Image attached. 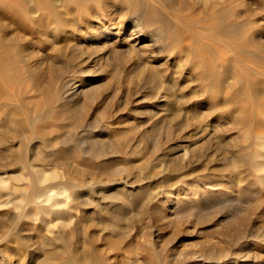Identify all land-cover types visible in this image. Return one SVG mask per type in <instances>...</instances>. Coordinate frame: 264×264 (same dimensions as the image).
<instances>
[{
  "label": "rangeland",
  "instance_id": "374dc122",
  "mask_svg": "<svg viewBox=\"0 0 264 264\" xmlns=\"http://www.w3.org/2000/svg\"><path fill=\"white\" fill-rule=\"evenodd\" d=\"M208 1L204 6L200 0H99L81 14L70 10L56 32L36 35L46 45L40 52L59 57L66 71L62 81L75 89L71 101L64 97L53 105L58 128L70 134L57 139L64 142L54 149L60 164L0 165L8 192H0V249L9 245L16 259L27 247L26 235L33 233L41 246L38 256L49 252L59 264L76 251L87 264L91 251L111 259L118 251L109 264H190L184 263L185 254L207 248L236 264H264V141L259 139L264 107L258 92L264 83L253 71L264 56V0ZM17 3L0 0V19L14 30H4L5 40L16 31V14L5 6ZM174 12L183 17L176 20ZM131 14L145 33L134 41L136 53L124 44L115 46L111 38L81 41L94 23H114L116 31ZM129 36L133 33L125 27L120 39ZM152 37H158L157 46H149ZM42 68L39 81L53 97L60 83L50 86ZM149 72L158 74L159 87L151 85ZM74 116L79 126L70 125ZM238 153L236 178L224 166ZM42 176L47 179L39 183ZM59 182L90 186L89 202H77L73 195L87 189L65 185L52 188L62 202L57 208L45 202L26 205L22 198ZM223 192L232 202L225 211L216 206L199 212L201 203ZM240 200H246L244 209L236 212ZM26 211L31 218L24 217ZM13 226L22 231L4 237ZM154 234L155 240L149 238ZM235 234L242 237L239 244ZM197 260L193 264L213 261Z\"/></svg>",
  "mask_w": 264,
  "mask_h": 264
},
{
  "label": "bare ground",
  "instance_id": "6f19581e",
  "mask_svg": "<svg viewBox=\"0 0 264 264\" xmlns=\"http://www.w3.org/2000/svg\"><path fill=\"white\" fill-rule=\"evenodd\" d=\"M15 1L18 2L15 7L13 5L5 6L6 11H9L10 13L13 12L16 14V18L13 21V23L16 24V31L12 32L13 38H8L7 40H5V37L8 34H5V33L3 34L4 30H6V31H7V29L11 30V28L7 27V25L5 23H3V20L0 19V33H1L0 34V165L6 166L7 164H10V163L32 165L33 162L41 163V164H47V165H50V164H54V165L56 164L57 165V164L61 163V160H60L61 157H59L58 155H56L54 153L55 152L54 149L58 144H61V145L64 144V142H58L57 139L61 135H64V137H65L64 139H66V137H68V135L70 133L69 132H66V133L63 132L62 133L61 130L58 128L61 125V123L59 122V119L55 118V111H54L53 105L60 98H64V97L69 98L71 101V99L73 98V94L75 92V89H74V92H72V87L66 88L65 82L62 81V79L64 78V76L66 74V71H65L64 65H63L64 63L59 59L58 56H56V55L50 56L49 55L50 52H49V54H47L48 51L45 54L44 53L42 54L40 52V50L41 51L45 50L46 45L43 43V40L40 39V37H37L36 35L38 34L40 36H42V35L47 36L49 33L56 32V29L59 26L64 24V19L67 17L70 10L73 9L76 13L81 14L82 12H85L87 10L88 5L98 4L99 0H5V2H9V3L15 2ZM162 1L165 2V0H162ZM218 1H221V0H218ZM200 2L204 6H206L209 1L208 0H200ZM211 4H212V2H211ZM168 5H169V3H168ZM123 7H126V6L124 5ZM106 9L107 8H105V10ZM102 11H104V10H102ZM90 12H92V10L89 11V13ZM108 12H110V11H108ZM4 13L5 12H3V15H4ZM70 14H72V12ZM173 14L176 17V20H179L183 17V15L181 16V13L174 12ZM10 15H8V16H10ZM91 15H92V13H91ZM92 16H95V15H92ZM12 17H14V15H12ZM135 17H134V14H131V15L127 16L126 18L122 19L121 27H119L116 31H112V28L114 27V25H113L114 23L111 24L109 22L108 25H102L101 21L96 22V23H94L95 25H93V27L90 26L92 31H90L87 35H84L85 33L83 34L84 37L81 41H86L91 37H94L97 39L111 38V39L115 40V41H113V43H115L114 44L115 46H117V45L119 46L120 44H122V45L124 44V46H127L128 49L130 50L129 52L132 53L136 50L134 48L136 42H134V41L142 38L145 34L140 27V23L138 22V20ZM70 20H71V18H70ZM184 20L186 21L188 19H184ZM188 21L191 23V22H196L197 20L196 19H189ZM75 22H76V20H75ZM9 24H11V23H9ZM74 24L75 23H73V25ZM77 24H79V23H77ZM52 25H53V27L50 28V26H52ZM12 26H14V25L12 24ZM125 27L130 29V31L133 33L132 37L129 36V37H131V39H129V38L124 39L125 37L123 39H120V36H121V34H123V30ZM12 30H13V28H12ZM150 31H151V29H150ZM150 31H148V32H150ZM53 34H55V36H57L56 33H53ZM74 37H75V34H74ZM218 37H220V36H218ZM157 38L158 37H152V39H150L149 46L154 47L156 45ZM130 40L133 41L132 44L129 43ZM169 40H170V38H169ZM128 49H126V50H128ZM161 50H163V49H161ZM124 51H122V53H121V51L118 53L125 55L123 53ZM125 52L127 53V51H125ZM136 52L137 51H135V53ZM157 53H158V51H157ZM156 54H153V55H156ZM127 55H128V53H127ZM257 62H258L257 65L259 66V68L256 70H253L254 69L253 68L252 70L254 71V73H256V75L260 76V78H261L260 83L261 82L264 83V80H262V79H264V56H260L258 58ZM42 67H44V69L46 68L45 71L48 72V79L46 82L50 86L54 85L57 81H59V83H60L57 86L56 93L53 97L50 96L48 91L45 90V86H43L39 81V74H41L39 71ZM146 70H148V69H146ZM140 73H143V71H140L137 74H140ZM204 75H205V72H204ZM147 76L149 77V81L153 87H159L160 86V80H159L157 73L149 72V75H147ZM40 78H41V76H40ZM42 83H43V81H42ZM258 92L260 93V95L258 93L259 104H260V106L264 107V91H258ZM44 97H45V99H48V100L46 101L44 99ZM78 118L76 116L73 117L72 122L70 124L72 127H76V126L80 125ZM259 139L261 140L260 142H263L264 141V135H261ZM91 140H92L91 143L94 144L95 139H91ZM11 147H14V150H12ZM43 148L48 150V152H46V153L39 152V150H42ZM233 154H232V157L229 158L225 162L224 167L229 168L228 171L231 173L230 174L231 177L234 176L237 178L238 174H234V173L232 174V172L237 169L236 167H237V164H239L241 161V156L239 155V153L235 154V155H233ZM243 161H244V159H243ZM90 177H92V176H90ZM228 178H229V176H228ZM46 179H47V177H45V176L40 177L39 183L45 181ZM91 181H92V179H91ZM227 182H229V181H227ZM232 182L235 183L234 180H232ZM64 185L66 187H70V188H74V189H82V188L87 189V190H85V193H83V192L79 193L80 191L76 190L73 195H74V198L77 202H82L83 204H85V202L86 203L89 202V200L91 198L90 193H92V192H90V188H91L90 186H78L75 184L72 185L68 182H59L56 185H50L48 187H45V188H43V190H38V187H36L35 189H33V191L31 193L23 194L22 198L27 200L26 205L27 204L30 205V204H34V203H38V202H45L48 204L49 209L57 208L62 204V202L59 200H56L55 196L59 193L56 190L53 191L52 188H55L54 186H60L59 188H57V187L56 188L62 189L63 187H61V186H64ZM6 186L7 185H6L5 181L2 178H0V192L8 193L6 190ZM228 191H230V190H228ZM234 191H236L235 194L240 195L239 189H234ZM246 192H248V190ZM228 193L223 192V193L219 194L217 196V198H215L213 200L204 201L199 206V208H200L199 212H202V211L206 210L207 208H210V209L214 208L216 206L225 211V206L232 203L231 201H230L231 203H229V200H230L229 196L230 195ZM82 197L85 199H82ZM84 200H85V202H84ZM245 201L240 200L238 203H236V205L234 206V211H236V212L240 211L243 208V203H245ZM246 204H247V202H246ZM102 208L104 209L105 207H102ZM107 208H105V209H107ZM108 210L109 211L107 212V215L114 216V213L110 209H108ZM125 213H126V211H125ZM58 214H59V211H58ZM141 214H142V212H141ZM23 215L27 219L31 218L30 215L27 213V211L24 212ZM120 215H122V213ZM262 215L263 214H261V217H262ZM57 217H58V215H57ZM57 217H56V219H57ZM122 219H123V217H122ZM22 226H23V224H22ZM21 231H22V229H19L18 227H14V226H13V228L10 227V228L6 229V231L4 232V237L12 235V234L17 235ZM23 231H27V230L25 229ZM151 232H153V231L151 230ZM151 232H150V234H151ZM153 233H155V231ZM231 233H232V231H231ZM34 234H36V233H34ZM155 235H157V234L150 235L149 238L154 239ZM254 237H256V235ZM0 239H1V237H0ZM241 239H242L241 236L236 235V237H234V242L235 243L238 242L237 244H239V240H241ZM262 240L264 241V239H262ZM250 241L252 242L253 240H250ZM244 242H246V240ZM46 243L47 242H45V244ZM17 244L15 243L13 248H16ZM23 244H25L27 247H26L25 251L22 250V252H18L15 255L16 259L14 258V254L7 251V248H8L7 246H9V245L0 249V264H16V263H18V264H59V262L56 259H54L52 254L49 252L45 253L42 258H40L38 256L37 251L39 248H41V246L39 247V246L35 245L33 233L26 235ZM216 244H217V242H216ZM261 245L263 246L264 243H261ZM18 246H20V245H18ZM20 247H22V246H20ZM80 247H82V246H80ZM113 249H115V246H113ZM203 249H205V248L203 247ZM200 251H201V249H200ZM215 252H217V250H213L212 248H207L205 250H202L201 253H196V254H199L198 256H196V254L193 252L192 253L188 252L187 254L184 255V263H186V262L190 263L191 262L190 264H193V262L195 263V261L199 258L197 261H202V262H207V263H209L211 260H213L212 264H236V262L233 259H230V258L228 259V257L226 258L222 255H217ZM116 253L119 254L118 251L115 252V255H117ZM103 254H105V253H103ZM74 255H75V257H73L67 261L62 262V264H87L85 262L86 259H83L82 256H79V253H77V251H76V254H74ZM115 255H114V257H112V259H111V257H107V256L100 258V257H97V255L94 251L93 252L91 251V252H89V254L85 258H87L91 264H109L110 260H114V258L116 257ZM226 256H228V254ZM174 258H175V256H174ZM211 258H214V259H211ZM63 259H66V258H63ZM118 259H120V258H118ZM117 261L115 260V261L111 262L110 264H117V263H115ZM120 263L122 264L123 262L120 261ZM127 264H129V263H127Z\"/></svg>",
  "mask_w": 264,
  "mask_h": 264
}]
</instances>
